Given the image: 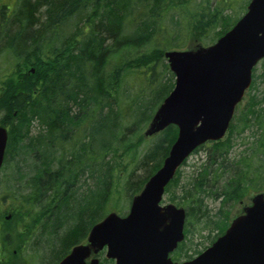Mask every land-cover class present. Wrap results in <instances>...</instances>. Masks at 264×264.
Wrapping results in <instances>:
<instances>
[{"label": "trees", "instance_id": "obj_1", "mask_svg": "<svg viewBox=\"0 0 264 264\" xmlns=\"http://www.w3.org/2000/svg\"><path fill=\"white\" fill-rule=\"evenodd\" d=\"M231 2L0 0V60L7 65L0 68V125L8 134L3 168L12 159L13 184L27 188L21 195L25 221L6 231L0 211V241L7 244L16 236L23 249L34 237L33 248L43 250L39 262L56 264L107 212L122 210L112 202L116 194L130 202L161 165L177 133L169 124L144 135L174 84L164 51L183 48L168 45L174 39L185 44L187 35L213 42L240 16ZM174 30L186 36L172 35ZM253 126L260 129L255 145L231 161L233 134ZM228 130L209 141L213 146L205 160L181 185L180 195L170 197L180 196L185 207V236L200 221L221 234L228 225L224 204L264 188L262 98L253 94L244 108L237 107ZM253 155L262 161L254 167L258 173L252 170ZM25 158L28 170L18 165ZM180 174L178 169L166 190ZM204 195L221 199L214 214ZM103 255L98 252L100 261L110 263ZM21 256L23 264L36 259Z\"/></svg>", "mask_w": 264, "mask_h": 264}, {"label": "water", "instance_id": "obj_2", "mask_svg": "<svg viewBox=\"0 0 264 264\" xmlns=\"http://www.w3.org/2000/svg\"><path fill=\"white\" fill-rule=\"evenodd\" d=\"M164 57L174 85L144 135L174 124V141L161 165L132 196L127 213L108 212L90 227L86 242L73 245L57 264H99L95 254L104 247L114 264H264V192L255 193L210 245L181 262L169 253L184 237L185 209L161 204L165 186L190 153L224 136L250 85L252 68L264 57V0H250L244 14L213 43L167 49ZM7 136L0 125V167Z\"/></svg>", "mask_w": 264, "mask_h": 264}, {"label": "rangeland", "instance_id": "obj_3", "mask_svg": "<svg viewBox=\"0 0 264 264\" xmlns=\"http://www.w3.org/2000/svg\"><path fill=\"white\" fill-rule=\"evenodd\" d=\"M235 2V3H234ZM243 0H232V4H234V9L236 13L242 14L245 9H241V4ZM230 12V10H228ZM231 13V12H230ZM167 24L169 26H174V24L171 22V20L167 19ZM176 37L179 35H183L182 32L178 30H174L173 34ZM186 36V34H184ZM183 35V36H184ZM210 37H212V34L209 33L206 35L205 41L209 40ZM203 40V39H202ZM200 38L197 39L196 37L193 36H186V43L182 42L181 39H174L172 43H170L168 46L170 47H180L181 45H184L183 48H191L197 44H200ZM202 43V42H201ZM205 44V43H202ZM1 59V58H0ZM0 68H7V65L0 60ZM255 74V82H254V89L247 90L244 94L243 100L241 101L240 104H238V107L244 108L247 103V99L251 97L253 94L256 95L257 98H262V105L264 106V59H261L255 66L254 70ZM37 131V129H34ZM229 131V130H228ZM260 129L253 126L251 128L246 129L241 132L240 134L234 133L232 138L234 140L233 147L229 153V157L231 161H235L238 158H240L239 154L249 152L250 146H254L255 142L253 143L252 140H254V136H258ZM227 135V134H225ZM224 135V136H225ZM149 138H146V140ZM213 143L211 142H206L204 147L200 148L196 152H192L187 159L184 161V163L180 166L179 171H181V174L179 178L177 179L176 183L170 184L168 189L166 190L162 196V203H174L177 206L181 205L180 202V196L178 198H175L174 200H171L170 197L175 194V195H180V189L181 185H183L186 182H189L191 179L192 172H194L196 166H198L201 162L205 160V154H206V149L211 146ZM207 145V146H206ZM213 146V145H212ZM25 161H20L18 162V165L21 167L24 166V170H28L27 164L30 163V160L28 158H25ZM261 163L262 161L259 160L257 155H253L251 158V164H252V170H254L256 173H258V170H256L254 167L258 164ZM15 162L12 161V159H8V163L6 164L5 168H3L0 172V198L5 197L3 201H0V211L2 215V222H3V228L6 229V231L10 230L13 228L14 224L20 225L21 222L24 219V216L22 214V208L25 205L21 195L25 194L27 192V188H24L23 182L18 183V184H13L12 180V174L16 172V166L14 165ZM197 170V169H196ZM261 168H259V171ZM14 176V175H13ZM18 186V187H16ZM258 191H264V188H259L257 189H251L248 191L246 195H244L240 200L234 201L231 203L224 204V208H227L228 211V223L230 222L231 219H233L235 216L241 213L242 206L244 204L249 203L250 197ZM208 194V193H207ZM116 200V201H114ZM131 200V199H130ZM221 199L218 198H213L210 195H204L203 197V203L205 204L206 208H208L211 212V214L215 213L217 208L220 205ZM112 202L116 203V206L121 208L122 210H119L117 208V212L119 214L123 215L126 214L130 202L127 201V198L120 194H116L114 196V199ZM16 213V216L14 219L12 218L13 214ZM8 216V217H7ZM23 216V217H22ZM187 221L184 223V232H185V225ZM191 231L186 234L185 239H184V244L179 248L174 250L170 256L172 258H175L177 261H181L185 258H188V256H195L198 252L203 250L206 246L210 244V242L216 237V230L211 229L209 227H204L203 226V221H200L198 223H193V226H189ZM188 228V226H187ZM39 229H36L34 232V235L38 233ZM37 238V237H36ZM34 237L30 238L29 241L24 245L23 249L20 248V246H17V239L15 236V239H12L9 241V243H3L0 241V262H5L7 264H23L22 262V256L27 257L30 256V254L35 255V260L34 264H41L39 262V256L42 255L43 250L42 249H35L33 248L32 241ZM21 249V250H20ZM104 257V255H103ZM100 258V257H99Z\"/></svg>", "mask_w": 264, "mask_h": 264}, {"label": "flooded vegetation", "instance_id": "obj_4", "mask_svg": "<svg viewBox=\"0 0 264 264\" xmlns=\"http://www.w3.org/2000/svg\"><path fill=\"white\" fill-rule=\"evenodd\" d=\"M264 59V58H263ZM3 164H4V162H3ZM3 164H2V167H3ZM2 167H1V169H2ZM240 200V199H239ZM251 204V202H250V199H249V203H247V204H244L243 206H242V209H241V212L243 211V209H244V207L245 206H248V205H250ZM87 236V235H86ZM86 237L82 240V241H80V242H85L86 240ZM80 242H78V243H80ZM103 251H104V249H102ZM101 250V251H102ZM106 258V257H105ZM107 259H110V263H107V264H114V260L113 259H111V258H107ZM99 264H106V263H102L101 261H100V258H99Z\"/></svg>", "mask_w": 264, "mask_h": 264}]
</instances>
